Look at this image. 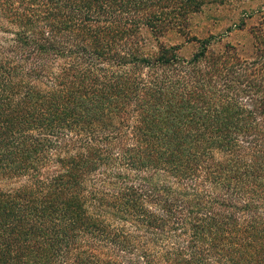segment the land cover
<instances>
[{
    "label": "trees",
    "instance_id": "1",
    "mask_svg": "<svg viewBox=\"0 0 264 264\" xmlns=\"http://www.w3.org/2000/svg\"><path fill=\"white\" fill-rule=\"evenodd\" d=\"M246 2L0 0V264H264V7ZM243 6L241 42L191 36ZM146 31L196 50L147 51Z\"/></svg>",
    "mask_w": 264,
    "mask_h": 264
},
{
    "label": "rangeland",
    "instance_id": "2",
    "mask_svg": "<svg viewBox=\"0 0 264 264\" xmlns=\"http://www.w3.org/2000/svg\"><path fill=\"white\" fill-rule=\"evenodd\" d=\"M246 1L248 6L254 5L255 8L264 7V0H258L255 3L253 0ZM246 8L248 7L243 6L233 12L227 10H206L193 18L190 34L191 36H196L199 40L213 36L224 37L223 40L225 43L235 44L241 42L245 38L244 34L238 33L237 31L228 33L227 31L242 16L243 10H246ZM144 36L147 42V51H156L160 45L168 47L184 46L181 54L184 57H191L196 50V44L186 45V39L177 33H171L168 36L157 39L150 32L146 31Z\"/></svg>",
    "mask_w": 264,
    "mask_h": 264
}]
</instances>
